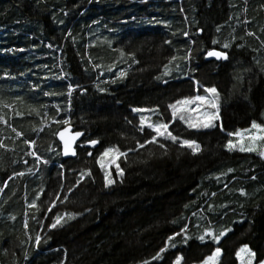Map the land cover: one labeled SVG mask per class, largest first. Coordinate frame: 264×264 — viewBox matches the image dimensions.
Returning <instances> with one entry per match:
<instances>
[{
  "label": "trees",
  "instance_id": "trees-1",
  "mask_svg": "<svg viewBox=\"0 0 264 264\" xmlns=\"http://www.w3.org/2000/svg\"><path fill=\"white\" fill-rule=\"evenodd\" d=\"M214 50L228 59L206 61ZM205 88L220 127L195 131L177 102ZM156 119L200 150L146 143ZM253 122L264 0H0V264H199L218 247L238 264L244 246L263 262L264 153L228 149ZM67 126L86 137L66 160ZM107 148L126 153L123 176L97 163Z\"/></svg>",
  "mask_w": 264,
  "mask_h": 264
},
{
  "label": "snow or ice",
  "instance_id": "snow-or-ice-1",
  "mask_svg": "<svg viewBox=\"0 0 264 264\" xmlns=\"http://www.w3.org/2000/svg\"><path fill=\"white\" fill-rule=\"evenodd\" d=\"M224 47H228L227 44L224 45ZM207 56L208 57H215L216 59H227V56L219 51H208L207 52ZM205 92L208 93H212L214 96L217 93V90L215 88H205L204 89ZM69 94H71V92H69ZM196 101H199L201 103H204L207 101L208 105L210 108L215 109V111L209 112V111H204L201 112L199 108L195 109V111L198 113L197 116L195 117H185L184 115H181L179 118L180 120L184 121L189 128H212L215 127V121L217 119H219V106L218 103L216 102L215 99H209L206 98L204 96H196L194 98V100H181L177 102V105H183V106H187L189 104L195 103ZM177 105H170V107L172 108V116L173 119L176 118L177 115ZM181 112L186 110L185 108H181L179 109ZM133 111L135 112H145V111H153L151 109H141V108H135L133 109ZM145 122H146V118L145 117H141L140 120V130L143 131V128L145 127ZM147 127L149 129H151L152 132H154L156 135L153 136L150 140L146 141V143H157L158 138H162L163 140H171L173 143H177L179 142L180 147H187L189 149L192 150L193 154H196L199 150H200V145L198 143H196L194 140H188V139H181L180 137L173 135V133L171 131H169V125L167 123H148ZM252 129L256 130V133L253 134L250 130H244L243 132L241 131H237L235 133H229L230 136H236L240 138V142H241V147H240V151L244 152V151H255L256 150V142L257 141H264V126L257 124L255 122L252 123L251 125ZM245 133H247V136L245 137ZM17 135H19V133H17ZM82 135L81 133L77 132L74 135H67L66 132H61L60 133V139L63 141L64 143V154L68 155L69 153H71L72 155H75V151L72 148V144L73 142L80 136ZM247 139L248 141H250V143L248 145H244L243 144V140ZM91 145L95 146L98 142L96 140H92L89 142ZM159 146L161 148H164L165 145L163 143H159ZM0 147H4L3 144H0ZM140 147H144L143 144L140 145ZM234 145L231 141H229L228 143V148L231 149L233 148ZM34 155V154H33ZM89 155H91V153H89ZM126 153H123L119 150V148H107L104 150V152L101 154L100 159L97 161V163L100 164V167L102 169L104 168H111L113 165H115L116 168V172L117 174H119L120 176H123V171L120 169L119 163H117V161L120 159L121 156H125ZM104 157H108L109 160L107 162V164H105L103 162ZM36 159L39 160V156H36ZM22 175V173H21ZM114 181H112L110 179V172H106L105 173V186H108L109 184L113 183ZM39 197H37L38 199ZM59 197H57L58 199ZM30 208H36L37 205L35 204V202H33L32 204L29 205ZM52 207H55V204L52 205ZM49 212L52 211V208L48 209ZM71 218V217H70ZM62 217L60 216H56V223H53L51 227L55 228L57 226L58 223H60ZM225 233L221 232L219 234V236L214 235L212 232H205L204 235L200 236L199 239L201 241L204 240L205 236H209L212 237V239L214 241H216L217 243L219 242V238L220 236H223ZM178 235V234H177ZM39 237H37V243H39ZM169 239H172L171 237ZM188 237H185V240H187ZM161 251H164V249H162ZM237 258L241 261V264H253V260L256 256V253L251 251V249H249L247 246L242 247L238 252H237ZM221 256V249L220 248H216L215 251L209 255L204 261L203 264H219V257ZM159 254L157 255V257H154L153 259H159ZM183 260L182 256H178L176 258L175 264H181ZM145 264H149V262H145ZM262 264H264V262H262Z\"/></svg>",
  "mask_w": 264,
  "mask_h": 264
},
{
  "label": "rangeland",
  "instance_id": "rangeland-1",
  "mask_svg": "<svg viewBox=\"0 0 264 264\" xmlns=\"http://www.w3.org/2000/svg\"><path fill=\"white\" fill-rule=\"evenodd\" d=\"M206 98H209V99H213V94L212 93H208L207 96H204ZM207 104V101L204 102V103H201L199 101H196L195 103H192V104H189L186 107V110L181 112L180 110L178 112L180 113H184L183 115L185 117H195L198 115V113L195 111V109L199 108L201 112H204V111H209V109H207L209 106L206 105ZM185 107H182V108H185ZM186 114H188V116H186ZM156 117H161V115L157 114ZM174 120V119H173ZM172 120V123L174 122ZM155 123H165L163 122L161 119H156L155 120ZM215 127H212V128H189L188 125L186 124V126L189 128V129H192V130H195V131H198V130H201V131H207V130H213V129H217L218 127H220L218 124H219V119H217L215 122ZM169 125V124H168ZM247 130H250L253 134L256 133V130L255 129H247ZM243 132V131H241ZM177 136V135H176ZM247 136V133H245V137ZM180 137L181 139H185L183 138L182 136H178ZM234 145L233 148L229 149L230 151H239V152H242L240 151V147H241V142H240V138L239 137H236L234 136L233 140L231 141ZM250 143V141H248L246 138L243 140V144L244 145H248ZM256 150L255 151H251V152H248V151H244L246 153H264V141H257L256 142ZM111 175V174H110ZM112 180V179H111ZM113 181V180H112ZM114 183V182H113ZM113 183H111L110 185H112ZM228 233L224 234L223 236H220L219 238V242L225 237L227 236ZM219 248V247H218ZM249 249H251L250 247H248ZM221 249V248H220ZM251 251H253L251 249ZM222 257H223V251L221 250V256L219 257V264H221V261H222ZM264 262V261H263ZM182 263V262H181ZM199 264H203V262L199 263ZM238 264H241V261L238 259ZM253 264H262V262H258L257 259H256V256L253 260Z\"/></svg>",
  "mask_w": 264,
  "mask_h": 264
},
{
  "label": "water",
  "instance_id": "water-1",
  "mask_svg": "<svg viewBox=\"0 0 264 264\" xmlns=\"http://www.w3.org/2000/svg\"><path fill=\"white\" fill-rule=\"evenodd\" d=\"M202 33L200 32V35H201ZM215 51V50H214ZM219 52H221V51H219ZM222 53H224V52H222ZM226 56H227V59H228V55L226 54V53H224ZM227 59H216L215 57H208V56H206V61H217V62H221V61H226ZM61 132H66L67 133V135H74L75 133H77V132H74L73 131V128L71 127V126H68V127H66L65 129H63V130H61L60 132H59V134H58V136H57V139H58V141H59V143L61 144V148H62V155H63V158L64 159H75L76 157H77V153H78V151H77V147L80 145V143L83 141V139L86 137V135H85V133L84 132H79V133H81L82 135H80L74 142H73V144H72V148H73V150L75 151V155H72L71 153H69L68 155H65L64 154V143H63V141L60 139V133ZM87 147L89 148V149H92V150H94V149H96L97 147H98V144H96L95 146H93V145H91L90 143L87 145Z\"/></svg>",
  "mask_w": 264,
  "mask_h": 264
}]
</instances>
